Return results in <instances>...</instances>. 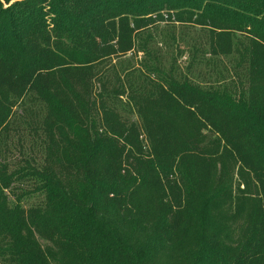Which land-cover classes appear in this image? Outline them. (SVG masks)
<instances>
[{"label": "trees", "instance_id": "16d2710c", "mask_svg": "<svg viewBox=\"0 0 264 264\" xmlns=\"http://www.w3.org/2000/svg\"><path fill=\"white\" fill-rule=\"evenodd\" d=\"M159 22L238 53L246 89L139 51ZM27 102L44 159L0 161V264H264V0H0V142Z\"/></svg>", "mask_w": 264, "mask_h": 264}, {"label": "rangeland", "instance_id": "374dc122", "mask_svg": "<svg viewBox=\"0 0 264 264\" xmlns=\"http://www.w3.org/2000/svg\"><path fill=\"white\" fill-rule=\"evenodd\" d=\"M244 40L245 36L236 35V40ZM138 50L141 47L150 51L152 60L156 57L166 70L173 69L178 76L188 77L193 83L202 87H229L236 96L247 87L246 69L239 63L238 53L215 56L209 51V35L206 29L192 24L159 22L138 36ZM144 59L143 53L128 54L122 59L123 66H136V61ZM119 111L125 118L138 122V116L128 106L126 97L119 99ZM45 110L42 105L33 102L19 105L16 110L17 120L11 131L4 134L0 142V161H7L16 166L24 157H35L38 163L44 159L43 147L40 143L32 145L33 131L27 123L43 119ZM18 129V131L16 130ZM30 139V140H29ZM24 146V147H23ZM237 170L234 173L233 186L239 190ZM30 182L22 184V188L30 189ZM244 189V186L240 187ZM20 190H17L19 192ZM40 201L35 196L24 199L25 207H30ZM46 246L48 243L41 240Z\"/></svg>", "mask_w": 264, "mask_h": 264}]
</instances>
